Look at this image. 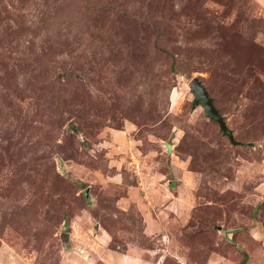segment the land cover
Instances as JSON below:
<instances>
[{
  "label": "rangeland",
  "instance_id": "374dc122",
  "mask_svg": "<svg viewBox=\"0 0 264 264\" xmlns=\"http://www.w3.org/2000/svg\"><path fill=\"white\" fill-rule=\"evenodd\" d=\"M0 264H264V0H0Z\"/></svg>",
  "mask_w": 264,
  "mask_h": 264
},
{
  "label": "water",
  "instance_id": "95a60500",
  "mask_svg": "<svg viewBox=\"0 0 264 264\" xmlns=\"http://www.w3.org/2000/svg\"><path fill=\"white\" fill-rule=\"evenodd\" d=\"M194 93V101L197 105H202L206 115L217 121L224 133L228 135L232 143L241 144L242 142L235 139L233 131L228 127L224 116L215 106L213 98L210 96L208 89L203 85L198 77H194L190 83Z\"/></svg>",
  "mask_w": 264,
  "mask_h": 264
},
{
  "label": "trees",
  "instance_id": "16d2710c",
  "mask_svg": "<svg viewBox=\"0 0 264 264\" xmlns=\"http://www.w3.org/2000/svg\"><path fill=\"white\" fill-rule=\"evenodd\" d=\"M215 104V103H214ZM216 106V105H215ZM221 128V127H220ZM222 130V129H221Z\"/></svg>",
  "mask_w": 264,
  "mask_h": 264
}]
</instances>
